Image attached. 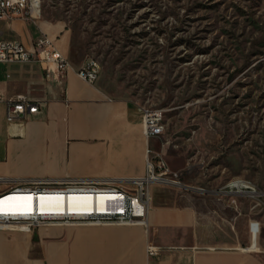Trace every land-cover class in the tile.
<instances>
[{
    "label": "rangeland",
    "instance_id": "obj_1",
    "mask_svg": "<svg viewBox=\"0 0 264 264\" xmlns=\"http://www.w3.org/2000/svg\"><path fill=\"white\" fill-rule=\"evenodd\" d=\"M38 6L65 20L80 60L98 61L97 82L107 93L161 108L155 148L180 170L185 186L159 183L160 198L191 190L219 195L210 190L246 179L264 191V0H39ZM211 203L251 211L259 223L253 251L264 264V195L235 201L223 195ZM244 217L234 228L247 248Z\"/></svg>",
    "mask_w": 264,
    "mask_h": 264
},
{
    "label": "crops",
    "instance_id": "obj_2",
    "mask_svg": "<svg viewBox=\"0 0 264 264\" xmlns=\"http://www.w3.org/2000/svg\"><path fill=\"white\" fill-rule=\"evenodd\" d=\"M0 31L26 48L44 34L72 66L45 76L43 64L34 60L0 62V96L22 93L38 104L25 118L7 122L0 100V175L8 178L0 189L28 177L121 178L143 172L145 148L155 150L160 134L143 136L139 104L107 93L97 82L99 71L92 83L75 74L84 59L72 49L64 19L44 15L38 6L26 18H0ZM157 184H149L146 233L139 224L114 223L0 230V264H145L146 241L157 246L154 264H260L257 252L241 247L242 235L234 228L241 213L248 233L251 211L211 203L241 195L191 190L167 201Z\"/></svg>",
    "mask_w": 264,
    "mask_h": 264
},
{
    "label": "built area",
    "instance_id": "obj_3",
    "mask_svg": "<svg viewBox=\"0 0 264 264\" xmlns=\"http://www.w3.org/2000/svg\"><path fill=\"white\" fill-rule=\"evenodd\" d=\"M39 0H0V18H9L13 14L23 17L32 16L38 10ZM34 60L43 64L44 74L63 72L71 68L67 58L42 34L33 40L32 48H26L16 38H4L0 31V62ZM99 71V63L93 57L85 58L74 68L75 74L88 83H92ZM4 103V119L12 122L25 118L37 110L36 100L22 93L2 97ZM140 111L141 132L145 138L157 136L163 130L162 110L159 107L138 105ZM145 162L142 173L130 177H28L20 179L15 185L0 189V230L16 229L31 231L43 225H77V224H139L146 233L147 207L150 200L149 184L153 182L181 186L180 170L170 169L161 152L145 148ZM8 178L0 175V183ZM185 186V185H184ZM207 191L203 187H196ZM213 191L231 192L253 200L264 195L250 180L243 185H231L228 181ZM23 196L4 199L10 193ZM68 193H85L89 196L90 208L64 209L48 208L56 201L51 196L39 195ZM28 195V196H27ZM105 200L103 206L98 197ZM63 201V199H62ZM87 200L76 203L83 204ZM42 205L43 208H38ZM94 205H97L94 207ZM250 238L255 239L259 223L257 219L247 221ZM157 246L149 241L145 243V264H154Z\"/></svg>",
    "mask_w": 264,
    "mask_h": 264
},
{
    "label": "bare ground",
    "instance_id": "obj_4",
    "mask_svg": "<svg viewBox=\"0 0 264 264\" xmlns=\"http://www.w3.org/2000/svg\"><path fill=\"white\" fill-rule=\"evenodd\" d=\"M18 196H23L24 194H20L17 193ZM10 195V194H8ZM6 195L4 197V199L8 196ZM28 196V195H27ZM43 196H51L52 198H54V200L56 201L55 205L53 206H48V208H66V209H78V208H84V209H89L90 208V202H89V196L86 195L85 193H68V194H51V195H39V197H43ZM82 199V200H87L86 203L83 204H79L76 203L77 200ZM63 199V201H62ZM14 200V199H13ZM99 202L102 204H104L105 200L102 199V196L98 197ZM97 205H94V207ZM38 208H43L42 205H39ZM247 250H256V246H255V241L251 238V244L247 247Z\"/></svg>",
    "mask_w": 264,
    "mask_h": 264
}]
</instances>
